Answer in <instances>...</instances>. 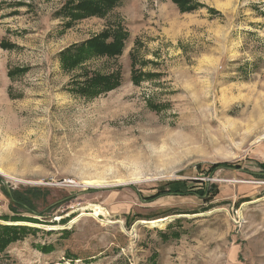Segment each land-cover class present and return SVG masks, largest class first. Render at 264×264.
I'll list each match as a JSON object with an SVG mask.
<instances>
[{"label":"rangeland","instance_id":"obj_1","mask_svg":"<svg viewBox=\"0 0 264 264\" xmlns=\"http://www.w3.org/2000/svg\"><path fill=\"white\" fill-rule=\"evenodd\" d=\"M185 1L0 0V226L27 230L0 264H264V0ZM117 27L121 56L63 64Z\"/></svg>","mask_w":264,"mask_h":264},{"label":"trees","instance_id":"obj_2","mask_svg":"<svg viewBox=\"0 0 264 264\" xmlns=\"http://www.w3.org/2000/svg\"><path fill=\"white\" fill-rule=\"evenodd\" d=\"M174 2L179 8L184 9V11L197 9L196 6H193L191 9L183 8L184 5L187 4L185 0H174ZM119 5L120 0H68L57 14H62L68 18L104 16L107 12L117 8ZM127 39L128 35L122 27H117L113 30L108 29L93 39L79 45H73L64 50L61 53L62 62L63 64H69L74 67L80 63H85V60L89 58H105L108 60L116 59V57L121 56L125 50ZM91 74L92 76L86 80L85 85H87L88 88L94 89L96 95L118 88L123 80V75L120 69L108 74H101L96 71ZM139 77L140 75L133 63L132 80L137 82ZM262 167L264 168V164ZM218 168L230 169L231 167L229 165L215 166L214 170ZM257 175L264 176V172ZM8 195L12 200L13 211L16 212V209L21 207L29 209L28 207L30 206V203L26 202V199L21 198L14 192L12 195L9 193ZM0 229V252H4L10 245L16 243L23 234L27 232L26 229L20 227L9 228L0 226Z\"/></svg>","mask_w":264,"mask_h":264},{"label":"bare ground","instance_id":"obj_3","mask_svg":"<svg viewBox=\"0 0 264 264\" xmlns=\"http://www.w3.org/2000/svg\"><path fill=\"white\" fill-rule=\"evenodd\" d=\"M3 171L0 170V173H2ZM86 185L87 186H93V187H100V186H105L103 185L102 182H99V181H88L86 182ZM101 209L99 208V206L97 208L94 209L93 213H91L92 216H98L100 213H101ZM168 219L167 218H162V219H158L156 221H148V222H145L143 221L142 223H146V224H162L164 222H166ZM120 222V221H119ZM122 223V222H121ZM161 226V225H160Z\"/></svg>","mask_w":264,"mask_h":264}]
</instances>
